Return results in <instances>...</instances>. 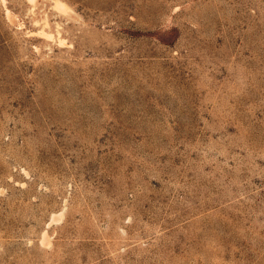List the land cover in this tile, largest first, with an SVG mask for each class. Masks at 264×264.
Returning a JSON list of instances; mask_svg holds the SVG:
<instances>
[{
  "label": "rangeland",
  "instance_id": "1",
  "mask_svg": "<svg viewBox=\"0 0 264 264\" xmlns=\"http://www.w3.org/2000/svg\"><path fill=\"white\" fill-rule=\"evenodd\" d=\"M0 264H264V0H0Z\"/></svg>",
  "mask_w": 264,
  "mask_h": 264
}]
</instances>
